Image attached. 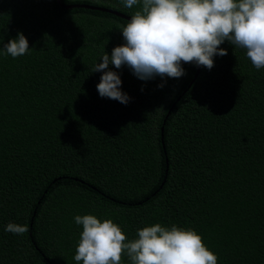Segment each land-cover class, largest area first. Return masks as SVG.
<instances>
[{
    "label": "trees",
    "instance_id": "16d2710c",
    "mask_svg": "<svg viewBox=\"0 0 264 264\" xmlns=\"http://www.w3.org/2000/svg\"><path fill=\"white\" fill-rule=\"evenodd\" d=\"M139 8L0 0V264H78L74 217L87 214L129 240L155 223L191 228L217 264H264V68L225 41L194 78L193 63L147 81L110 64L130 101L102 98L94 66L128 22L111 11ZM18 32L31 49L13 58L2 47Z\"/></svg>",
    "mask_w": 264,
    "mask_h": 264
},
{
    "label": "clouds",
    "instance_id": "9594fccd",
    "mask_svg": "<svg viewBox=\"0 0 264 264\" xmlns=\"http://www.w3.org/2000/svg\"><path fill=\"white\" fill-rule=\"evenodd\" d=\"M126 8L140 5L126 25L121 26L124 43L107 52L93 72H101L99 95L127 104L116 69L127 66L140 80L180 78L183 63L211 70L215 56L227 55L225 41L246 51L256 69L264 68V0H123ZM29 42L22 32L3 45L13 58L28 53ZM43 50V49H41ZM163 87V85H158ZM82 232L74 260L80 264H121L126 254L131 264H217V255L195 230L155 223L137 229L129 240L111 219L76 215ZM5 231L25 234L27 225L8 223Z\"/></svg>",
    "mask_w": 264,
    "mask_h": 264
},
{
    "label": "water",
    "instance_id": "95a60500",
    "mask_svg": "<svg viewBox=\"0 0 264 264\" xmlns=\"http://www.w3.org/2000/svg\"><path fill=\"white\" fill-rule=\"evenodd\" d=\"M82 6L83 7H88V8H94V6H90V5H84V4H82ZM64 7H68L67 5H64ZM70 7V6H69ZM97 8V7H96ZM111 12H113V11H111ZM115 14H117V15H119L118 13H115ZM122 44H123V42H122ZM197 70H198V67L196 66V69H195V73H194V76H193V78L195 77V75L197 74ZM193 78H192V80H193ZM191 84V81L186 85V87H185V89L186 88H188L189 87V85ZM184 89V90H185ZM184 90H183V92H184ZM178 98V97H177ZM162 129V127H160V130ZM162 141V140H161Z\"/></svg>",
    "mask_w": 264,
    "mask_h": 264
},
{
    "label": "bare ground",
    "instance_id": "6f19581e",
    "mask_svg": "<svg viewBox=\"0 0 264 264\" xmlns=\"http://www.w3.org/2000/svg\"><path fill=\"white\" fill-rule=\"evenodd\" d=\"M111 11V10H110ZM113 13H118L120 17L124 18V19H130L131 17L130 16H127L125 15L124 13H119V12H116V11H113ZM198 71V70H197ZM190 86V85H189Z\"/></svg>",
    "mask_w": 264,
    "mask_h": 264
}]
</instances>
